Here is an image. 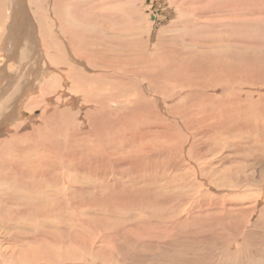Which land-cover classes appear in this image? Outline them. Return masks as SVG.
Instances as JSON below:
<instances>
[{"label":"rangeland","instance_id":"obj_1","mask_svg":"<svg viewBox=\"0 0 264 264\" xmlns=\"http://www.w3.org/2000/svg\"><path fill=\"white\" fill-rule=\"evenodd\" d=\"M20 1L24 4L22 16H27L30 11L27 0H17L21 7ZM91 1L95 2L85 0L86 6L72 10L78 14L75 13L78 23L86 21L85 26L97 31L94 34L96 46L86 47L83 58H76L77 45L83 49L81 36L66 39V52H61L62 56L55 55L57 61H50L54 64H50L52 69L46 72L48 61L36 60L37 56L33 55L29 59L33 65L38 61L37 75L22 71L21 80L16 84V97L1 117L0 139L18 133L19 137L39 142L45 134H52L53 137H48L49 148L43 146L40 152L36 149L19 156L27 157H23L26 160L23 161L30 166L27 162L38 160V156L43 160L49 155L46 159L53 160L54 165L38 167L45 171L41 183L34 173L21 182L9 169L3 174L4 180L9 178L13 185H0V264H264V0H185V5L181 4L182 0H96L99 2L96 8ZM130 38L133 49L129 57L137 54L134 57L137 59L148 53L144 56L152 66L146 68L150 74L147 78L136 73L140 69L129 74L131 77L127 75L125 56H122L126 45L117 43L112 47L110 44ZM59 40L63 42L62 38ZM69 40L73 43L72 49ZM154 51L158 53L154 57L163 52L165 70L155 72ZM6 61L11 64L17 60L6 58ZM59 64L61 66L57 67ZM98 73L113 75L116 82L96 77L94 80L92 75ZM156 73L160 79L157 77L158 80L152 82ZM121 76L124 77L121 79ZM222 80H226V84ZM0 83L4 86L1 80ZM5 85L3 95L0 90V106L11 95L10 85ZM128 98L132 100L125 101ZM127 106L131 107H128L131 114L125 109ZM100 109L104 111L100 113ZM47 114L50 119L54 115L51 123L50 119L42 122L45 117L48 119ZM66 116L68 121H65ZM116 131L119 138L114 135ZM121 132H125L126 137ZM118 150L121 152L117 153ZM49 165L52 174L47 170ZM36 184L39 187H34ZM71 188L78 190L71 191ZM48 209H53L54 214Z\"/></svg>","mask_w":264,"mask_h":264},{"label":"bare ground","instance_id":"obj_2","mask_svg":"<svg viewBox=\"0 0 264 264\" xmlns=\"http://www.w3.org/2000/svg\"><path fill=\"white\" fill-rule=\"evenodd\" d=\"M98 1V0H97ZM129 1V0H128ZM189 1V0H188ZM22 1H20V3H19V5L21 4V7L20 6H18V4H17V0H0V80L4 83V86H2V83H0V90H2L1 91V95H3L4 93H5V89H7V86L5 85V84H7V85H10L9 87V90L8 91H11V95L9 96L8 95V97H7V99H6V101L5 102H2L1 103V105L2 106H0L1 107V109H0V120H2L1 119V117L3 116V114H4V110L6 111L7 110V108H9L10 107V105H11V103L13 102V100L15 99V97H16V94H17V83L19 82V80H21L20 79V77H22V71H24L25 70V72H27V73H29L30 72V74L31 75H33V76H35V75H37V70H38V61H35V64L33 65L32 63H31V59H29V58H32V56L34 55V56H37L36 57V60H39L40 58L42 59V58H45V61L44 62H46V61H48V63H45V65H46V68H45V72L47 71V69L50 71L51 69H52V66H53V64L50 62V61H57V60H55V55H60L61 54V52H66V51H64V49H65V46H64V42H67L66 41V39H69V38H72V37H74V35H75V37L76 38H78V37H80L81 36V38L79 39V41H83L82 42V44H81V46H83V49H79V48H82V47H79L78 45H77V50H74V53L77 55L76 56V58H83V57H81V55H83V53L85 52V48L86 47H89L90 45H94L95 44V42H96V40L95 39H97V36L96 35H94V34H96V32L95 31H92V29H90V28H88V26L86 27L85 26V22H80V23H78L77 22V17L75 16V13H76V11L75 12H73V8H76V7H78V6H80V5H85V0H83V1H81V0H72V1H70V0H27V3H28V9L30 10L29 11V14H27V16L25 15V16H22L23 15V12L21 11L22 10V7H24V4H22L21 3ZM92 2V1H91ZM104 2H106V0L104 1ZM112 2V1H111ZM116 2V1H115ZM117 2H119L118 0H117ZM126 2V1H125ZM208 2V1H207ZM176 3L177 4H179V2H177L176 1ZM191 3V2H190ZM212 3V2H211ZM232 3V2H231ZM90 4V3H89ZM92 4V7H94V8H96V6L99 4V2L98 3H96V0H95V2H92L91 3ZM109 4V1L107 2V5ZM111 4V3H110ZM181 4H186V2H185V0H182V3ZM181 4H179L180 5V7H181ZM221 4H222V2H221ZM87 5V4H86ZM85 5V6H86ZM114 5V4H113ZM231 5V4H230ZM229 5V6H230ZM85 6H83V8L85 7ZM99 6V5H98ZM97 6V7H98ZM178 6V5H177ZM227 7V6H226ZM234 7V6H233ZM80 8V7H79ZM83 8L81 7V10L83 11ZM97 11H98V8L96 9ZM109 10V9H108ZM27 11V10H26ZM79 11V10H78ZM77 11V12H78ZM114 11V10H113ZM28 12V11H27ZM77 14V13H76ZM80 14H81V11H80ZM79 14V15H80ZM115 14V13H114ZM131 14V13H130ZM78 15V14H77ZM99 15V14H98ZM85 16V15H84ZM20 17V18H19ZM21 17L23 18V19H21ZM76 17V18H75ZM82 17V16H81ZM113 17V16H112ZM197 17V16H196ZM79 18V17H78ZM18 19H21V20H18ZM29 19V20H28ZM188 20V19H187ZM198 20V19H197ZM17 21L19 22V23H17ZM91 21V20H90ZM197 22V21H196ZM95 24V23H94ZM199 24V23H198ZM59 26V27H58ZM93 26V25H92ZM95 26V25H94ZM90 27V26H89ZM59 28V29H58ZM98 28V27H97ZM112 29V28H111ZM114 29V28H113ZM180 30V29H179ZM134 31V30H133ZM20 33V35L19 36H22V37H19L18 36V34ZM111 33V32H110ZM114 33V32H113ZM120 35H122V34H120ZM99 37V36H98ZM121 37V36H120ZM128 37H130V36H128ZM21 38H22V40H21ZM60 38H62V43H60V41L61 40H59ZM75 38V39H76ZM107 38V37H106ZM105 38V39H106ZM122 38H124V37H122ZM116 39H117V37H116ZM110 40V39H109ZM111 41H118V40H111ZM133 40L130 38V39H126L125 41H122V42H116V43H114V42H111L110 44L112 45V47H116L117 46V43L119 44V43H124L123 45H126V48H125V50H124V52L125 53H123V55L122 56H125V59L124 60H126L125 61V64H124V66H125V72H126V74L127 75H129V74H131V73H133V72H135V71H138L139 69H140V71L139 72H136V73H141V75L143 76V78H147L148 77V75H150L149 74V71H147L149 68H148V66L150 67V65L152 66V64H151V61H149L148 59H147V57H145L146 55V53L144 54V55H141V57H138L137 59L136 58H134V57H136V55H133V58H131V57H129V55H131L132 54V49H133V47H132V44H133V42H132ZM132 42V43H131ZM69 43L71 44V49H72V42H70V40H69ZM101 43H102V41H101ZM109 42H107V44H108ZM129 43H131V44H129ZM68 44V43H67ZM80 44V43H79ZM100 44V43H99ZM109 44V45H110ZM76 45V44H75ZM138 45V44H137ZM95 46H96V44H95ZM98 46V45H97ZM166 46V45H165ZM38 47H39V49H38ZM108 47V46H107ZM107 47H106V49H107ZM111 47V48H112ZM136 47V46H135ZM164 47V46H163ZM143 47H141V48H139V49H142ZM159 48V47H158ZM167 48V47H166ZM67 49V48H66ZM65 49V50H66ZM76 49V48H75ZM87 49H89V48H87ZM99 49V48H98ZM101 49H103L102 47H101ZM110 49V48H109ZM118 49V48H117ZM116 49V50H117ZM144 49V48H143ZM142 49V50H143ZM147 49V48H146ZM145 49V50H146ZM160 49V48H159ZM186 49V48H185ZM39 50V51H38ZM136 50V49H135ZM1 51H2V53H1ZM70 51V50H69ZM68 51V52H69ZM90 51V50H89ZM95 51V50H94ZM93 51V52H94ZM160 51H161V49H160ZM159 51V52H160ZM39 52V53H38ZM99 52V51H98ZM105 52V51H104ZM104 52H102V54L104 53ZM135 52V51H134ZM137 52V51H136ZM140 52V51H139ZM143 52H144V50H143ZM55 53V54H54ZM91 53V52H90ZM155 53V54H154ZM163 53V52H162ZM162 53L161 54H159V57H154L156 54H158V53H156L155 51L153 52V57L155 58L152 62H154L155 63V66H153L154 67V69L155 70H157V71H155V72H160V71H162V70H165V66H166V64H163V59L164 58H162ZM66 54V53H65ZM71 54V53H70ZM148 54V53H147ZM67 55H68V53H67ZM108 55V54H107ZM140 55V54H139ZM29 56H31V57H29ZM60 56H62V55H60ZM65 56V55H64ZM63 56V57H64ZM97 58L98 57H100V56H98V55H95ZM118 56H119V53H118ZM149 56V55H148ZM151 56H152V54H151ZM150 56V57H151ZM66 57V56H65ZM68 57V56H67ZM66 57V58H67ZM70 57V56H69ZM73 57V56H72ZM75 57V56H74ZM84 57H86V55L84 56ZM89 57V56H88ZM92 57V56H91ZM95 57V58H96ZM127 57H129L128 59H126ZM150 57H148V58H150ZM152 57V58H153ZM6 58H8L9 60H17L15 63H11V64H8V62L6 61V63L4 62V59H6ZM35 58V57H34ZM56 58H57V56H56ZM76 58H74V59H76ZM87 58V57H86ZM93 58V57H92ZM101 58V57H100ZM99 58V59H100ZM105 58V57H104ZM107 58V57H106ZM57 59H60V57L59 58H57ZM89 59V58H88ZM111 59H112V57H111ZM31 60V61H30ZM77 60V59H76ZM102 60V59H101ZM105 60L106 59H104V62H105ZM114 60V59H113ZM117 60H119V58L118 59H116V61ZM151 60V59H150ZM160 61V63H159V61ZM60 61V60H59ZM69 61V60H68ZM93 61V60H92ZM157 61H158V64H157ZM161 61H162V63H161ZM11 62V61H10ZM30 62V63H29ZM33 62H34V60H33ZM91 62V61H90ZM103 62V63H104ZM164 62H166V59H165V61ZM92 63V62H91ZM101 63V62H100ZM110 63V62H109ZM116 63V62H115ZM193 63V62H192ZM50 64H52V66L50 65ZM63 64V63H62ZM64 64H66L67 65V63L65 62ZM64 64H63V66H64ZM69 64H71V63H69ZM68 64V65H69ZM25 65H27L26 66V68H24V66ZM43 65V64H42ZM95 65V64H94ZM44 66V65H43ZM42 66V67H43ZM57 67H59V66H61L60 64L59 65H56ZM106 66V65H105ZM45 67V66H44ZM71 67V66H70ZM101 67H102V65H101ZM123 67V66H122ZM152 67V68H153ZM69 68V67H68ZM67 68V69H68ZM102 68H104V67H102ZM113 68V67H112ZM111 68V69H112ZM146 68H148V69H146ZM152 68H151V70H152ZM260 68V67H259ZM67 69H65V70H67ZM93 69V68H92ZM170 69V68H169ZM102 70H104V69H102ZM113 70V69H112ZM171 70V69H170ZM178 70V69H177ZM185 70V69H184ZM235 71V70H234ZM16 72V73H15ZM44 72V71H43ZM69 72V71H68ZM79 72H80V70H79ZM96 72V71H95ZM124 72V71H123ZM42 73V72H41ZM83 73V72H82ZM151 73V72H150ZM163 73V72H162ZM24 74V73H23ZM80 74V73H79ZM157 74V73H156ZM205 74H206V72H205ZM133 75V74H132ZM134 75H137V74H134ZM153 75H154V73H153ZM162 75V74H161ZM26 76V75H25ZM24 76V77H25ZM33 76H31V77H33ZM77 76H79V75H77ZM76 76V77H77ZM81 77H82V75H80ZM130 76V75H129ZM159 76V74H157V76H156V78L152 81V82H154L156 79H157V77ZM163 76H165L166 77V75H163ZM236 76V75H235ZM242 76V75H241ZM255 76V75H254ZM31 77H30V79H31ZM74 77V76H73ZM100 78V79H105V80H107V82L108 81H113V82H116V79H114L115 77L113 76V75H99V73H98V75L97 74H94V75H92V78L94 79V78ZM124 77V76H123ZM122 76H121V79L123 78ZM131 77V76H130ZM141 77V76H140ZM213 77V76H212ZM250 77V76H249ZM69 78V77H68ZM91 78V79H92ZM95 78V79H96ZM126 78V77H125ZM152 78V76H150V79ZM154 78V77H153ZM159 78V77H158ZM33 79V78H32ZM64 79V78H63ZM92 79V80H93ZM94 79V80H95ZM160 79V78H159ZM27 80V79H26ZM60 80V79H59ZM71 80V79H70ZM133 80V79H132ZM131 80V81H132ZM158 80V79H157ZM156 80V81H157ZM28 81V80H27ZM88 81H90L89 79H88ZM118 81V80H117ZM127 81V80H126ZM130 81V80H129ZM130 81V82H131ZM144 81V80H143ZM142 81V82H143ZM145 81H146V79H145ZM144 81V82H145ZM150 82H151V80H149ZM163 81V80H162ZM161 81V82H162ZM187 81V80H186ZM205 81V80H204ZM223 81V80H222ZM225 82H226V80H224ZM223 81V83H225ZM229 81V80H228ZM23 82V81H22ZM92 82V81H91ZM93 82H96V81H93ZM122 82V81H121ZM147 82H148V80H147ZM160 82V81H159ZM159 82H157V83H159ZM178 82V81H177ZM207 81H205L204 83H206ZM24 83H25V81H24ZM28 83V82H27ZM98 83H100L101 84V82H100V80H99V82ZM123 83V82H122ZM125 83V82H124ZM132 83V82H131ZM157 83H155V85L157 84ZM188 83V82H187ZM187 83H185V84H187ZM191 83V82H190ZM208 83V82H207ZM206 83V84H207ZM93 84V83H92ZM92 84H89L88 83V85L90 86V85H92ZM95 84V83H94ZM97 84V83H96ZM100 84H97V86L98 85H100ZM104 83L102 82V85H103ZM108 84H110V83H108ZM107 84V85H108ZM128 84H129V82H128ZM133 84H135V83H133ZM133 84H130V85H132L133 86ZM162 84V83H161ZM181 84V83H180ZM209 84H210V80H209ZM226 84V83H225ZM25 85V84H24ZM81 85V84H80ZM79 85V86H80ZM101 85V86H102ZM111 85V84H110ZM125 85H127V84H125ZM137 85V84H136ZM154 85V84H153ZM183 85V84H182ZM213 85H214V83H213ZM46 86V85H45ZM127 86H129V85H127ZM184 87H185V85H183ZM22 87V86H21ZM44 87V86H43ZM81 87V86H80ZM104 87V86H103ZM130 87V86H129ZM137 86H135V88H136ZM155 87V86H154ZM162 87V86H161ZM167 87V86H166ZM183 87V89H185ZM203 87H205V86H203ZM75 88V87H74ZM77 88V87H76ZM92 88V87H91ZM95 88V87H94ZM101 89V87H96V89ZM131 88V87H130ZM134 88V89H135ZM141 88V87H140ZM146 88V87H145ZM149 88V87H148ZM155 88H157V86L155 87ZM206 88V87H205ZM21 89V88H20ZM45 89V88H44ZM44 89H43V91H44ZM93 89V88H92ZM97 89V90H98ZM106 89H107V87H106ZM109 89V88H108ZM159 89V88H158ZM192 89V88H191ZM218 89V88H217ZM63 90V89H62ZM110 90V89H109ZM108 90V91H109ZM112 90V89H111ZM125 89H123V91H124ZM156 90V89H155ZM223 90V89H222ZM86 91V90H85ZM90 91V90H89ZM96 91V90H95ZM106 91V90H105ZM104 91V92H105ZM108 91H106V92H108ZM145 91V90H144ZM224 91V90H223ZM227 91H229V90H227ZM4 92V93H3ZM48 92V91H47ZM103 92V91H102ZM132 92H135V91H132ZM146 92H147V89H146ZM158 92V91H157ZM162 92V91H161ZM50 93H52V92H50ZM123 92H121V94H122ZM129 93V92H128ZM127 92H126V94H128ZM137 93V92H136ZM43 95L42 96H44L45 94L44 93H42ZM53 94V93H52ZM55 94V93H54ZM72 94H73V91H72ZM76 94V93H75ZM95 94V93H94ZM106 94V93H105ZM118 94H120V93H118ZM120 94V95H121ZM147 94V93H146ZM46 95H47V93H46ZM125 95V94H124ZM124 95H121V96H124ZM133 95V94H132ZM157 95V94H156ZM161 95V94H160ZM72 96V95H71ZM86 96V95H85ZM89 96H91V95H89ZM88 96V97H89ZM115 96V95H114ZM114 96L112 97L114 100L115 99H117L118 98V95H117V98H114ZM130 96V95H129ZM136 96V95H135ZM141 96V95H140ZM144 96V95H143ZM73 97V96H72ZM87 97V98H88ZM134 97V96H133ZM142 97V96H141ZM147 97V96H146ZM212 97V96H211ZM220 97V96H219ZM222 97H224V95L222 96ZM222 97H220V99L222 98ZM43 98H45V97H43ZM83 98H84V96H83ZM91 98V97H90ZM112 98H111V100H112ZM120 98V97H119ZM122 98H124V97H122ZM137 98H138V96H137ZM145 98V97H144ZM176 98V97H175ZM210 98V97H209ZM216 98V97H215ZM225 98V97H224ZM1 99V98H0ZM59 100L61 99L60 97L58 98ZM70 99V98H69ZM85 99V98H84ZM93 99V98H92ZM97 99H99V101H100V98H97ZM102 99V98H101ZM106 99V98H105ZM107 99H108V96H107ZM129 100H125V101H129L130 102V99L131 98H128ZM139 99V98H138ZM148 99V98H147ZM205 99H206V97H205ZM214 99V98H213ZM219 99V100H220ZM57 100V99H56ZM76 100V99H75ZM83 100V99H82ZM90 100V99H89ZM103 100V99H102ZM110 100V101H111ZM124 100V99H123ZM132 100V99H131ZM215 100V99H214ZM218 100V99H217ZM226 100H228L229 101V98L228 99H226ZM226 100H222V101H226ZM79 101V100H78ZM88 100H86V102H87ZM92 102H94V101H96V100H91ZM99 101H97V102H99ZM108 101V100H107ZM110 101H108V103L110 102ZM135 101H136V98H135ZM154 101V100H153ZM216 101V100H215ZM215 101H213V102H215ZM227 101V102H228ZM238 101V100H237ZM18 102V101H17ZM49 102H51V103H53L52 101H49ZM61 102V101H60ZM76 102V101H75ZM88 102H90V101H88ZM87 102V103H88ZM102 102V101H101ZM101 102H99V103H101ZM104 102V101H103ZM113 102H115V101H113ZM117 102H121L120 100H117ZM139 102V101H138ZM140 102H142V101H140ZM155 102V101H154ZM192 102V101H191ZM190 102V103H191ZM36 103V102H35ZM95 103V102H94ZM98 103V104H99ZM132 103V102H131ZM137 103V102H136ZM196 103V102H195ZM83 104H84V102H83ZM86 104V103H85ZM91 104V103H90ZM103 104V103H102ZM122 104V103H121ZM150 104V103H149ZM155 104V103H154ZM217 104V103H216ZM218 104H219V102H218ZM231 104V103H230ZM88 105V104H87ZM91 105H93V104H91ZM104 105V104H103ZM119 106H120V104H118ZM134 105V104H133ZM136 105V104H135ZM138 105H139V103H138ZM151 105V104H150ZM193 105V104H192ZM211 105H212V103H211ZM226 105V104H225ZM228 105V104H227ZM100 106H101V104H100ZM107 106V105H106ZM113 106V105H112ZM115 106H116V103H115ZM119 106H118V108H119ZM122 106H124L123 104H122ZM140 106H141V103H140ZM143 106H144V104H143ZM146 106V105H145ZM149 106V105H148ZM198 106H199V104H198ZM201 106H203V103H202V105ZM212 106H216L214 103H213V105ZM233 106V105H232ZM72 107V106H71ZM83 107V106H82ZM102 107V106H101ZM104 107H105V105H104ZM125 107V106H124ZM123 107V108H124ZM128 107H130V106H127V108H125V109H128V111L127 112H129V108ZM189 107H190V105H189ZM189 107H187V112H188V108ZM227 107V106H226ZM93 108V107H92ZM108 108V107H107ZM110 108H111V105L109 106V111H110ZM115 108H117V106L115 107ZM122 108V109H123ZM131 108V107H130ZM147 107H145L144 109H146ZM178 108V107H177ZM195 108V107H194ZM204 108V107H203ZM208 107H206V109H207ZM89 109V108H88ZM106 109V108H105ZM124 109V110H125ZM181 109V108H180ZM195 109H198V108H195ZM202 108H200V109H198L199 111L201 110ZM205 109V108H204ZM214 109V108H213ZM215 109H216V107H215ZM214 109V110H215ZM263 109V108H262ZM67 110V109H66ZM70 110V109H69ZM68 110V111H69ZM99 110V109H98ZM101 110V109H100ZM132 110H133V108H132ZM213 110V111H214ZM218 110V109H217ZM241 110V109H240ZM239 110V111H240ZM48 111V110H47ZM58 112H59V110H57ZM61 111V110H60ZM63 111V110H62ZM65 111V110H64ZM63 111V112H64ZM71 111H72V109H71ZM86 111V110H85ZM96 111V110H95ZM94 111V112H95ZM104 110L102 109L101 111H100V113H102ZM106 111V110H105ZM108 111V110H107ZM114 111V110H113ZM150 110H148V112H149ZM207 111V110H206ZM208 111H209V109H208ZM17 112V111H16ZM24 112V111H23ZM56 112V111H55ZM55 112H52V113H54L55 114ZM67 112V111H66ZM122 112V111H121ZM133 112H134V110H133ZM142 112V111H141ZM202 113L203 112H205V111H201ZM200 112V113H201ZM25 113V112H24ZM45 113H47V112H44V114ZM84 113V112H83ZM87 113V112H86ZM86 113H85V116H86ZM89 113V112H88ZM93 113V112H92ZM95 113H97V112H95ZM94 113V114H95ZM114 113V112H113ZM130 114L132 113V111L131 112H129ZM144 113V112H143ZM151 113V112H150ZM186 113V112H185ZM189 113V112H188ZM243 113V112H242ZM264 113V112H263ZM72 114V113H71ZM76 114V113H75ZM90 114H91V112H90ZM98 114V113H97ZM146 114V113H145ZM206 114V113H205ZM213 114V113H212ZM219 114V113H218ZM49 114H47V116H48ZM51 115V114H50ZM81 115V114H80ZM103 115H105V114H103ZM142 115V114H141ZM144 115V114H143ZM147 115V114H146ZM208 115V114H207ZM215 115H217V114H215ZM16 116V115H15ZM54 115H52L51 116V119H50V117L48 116V119H47V117H45L44 119V121H42V122H44V123H47L48 121H49V119H50V123L53 121L52 119V117H53ZM68 116V115H67ZM66 116V120L65 121H68V117ZM76 116V115H75ZM84 116V117H85ZM92 116V115H91ZM96 116V115H95ZM100 116V115H99ZM136 116V115H135ZM209 116V115H208ZM57 117V116H56ZM56 117H55V119H56ZM87 117V116H86ZM105 117H108V116H106L105 115ZM104 117V118H105ZM151 117V116H150ZM210 117H212V116H210ZM58 118V117H57ZM61 118V117H60ZM62 118H65V117H62ZM61 118V119H62ZM70 118H71V115H70ZM69 118V119H70ZM76 117H73V119H74V121L75 120H77V119H75ZM101 118L103 119V117H102V115H101ZM131 118V117H130ZM143 119H144V117H142ZM93 119V118H92ZM23 120V119H22ZM99 120H100V118H99ZM109 120V119H108ZM133 120V119H132ZM131 120V121H132ZM146 120V119H145ZM207 120V119H206ZM37 121V120H36ZM64 121V122H65ZM86 121H89V120H86ZM92 121V120H91ZM110 121V120H109ZM129 121V120H128ZM130 121V122H131ZM140 120H138V122H139ZM208 121V120H207ZM58 122V121H57ZM102 122H103V120H102ZM112 122V121H111ZM119 122V121H118ZM133 122H135V121H133ZM205 122V121H204ZM21 123V122H20ZM29 123H31V122H29ZM63 123V122H62ZM78 123V122H77ZM77 123H76V125H77ZM89 123V122H88ZM109 123V122H108ZM210 123H212V122H210ZM22 124H24V123H22ZM32 124H33V122H32ZM32 124H30V126L32 125ZM49 124V123H48ZM79 124V123H78ZM87 124V123H86ZM110 124V123H109ZM143 124V123H142ZM47 125V124H46ZM50 125V124H49ZM55 125H57V124H55ZM54 125V126H55ZM70 125V124H69ZM82 125V124H81ZM90 125V124H89ZM93 124H91V126H92ZM95 125V124H94ZM98 125V124H97ZM1 126H4V124H1ZM22 126V125H21ZM38 126V125H37ZM41 126H45V125H41ZM40 126V127H41ZM53 126V127H54ZM58 126V125H57ZM71 127V131H72V124L70 125ZM85 126V125H84ZM88 126V125H87ZM96 126V125H95ZM15 127V126H14ZM20 127V126H19ZM60 127V126H59ZM75 127V126H74ZM102 127H103V125H102ZM125 127V126H124ZM45 128V127H44ZM60 128H63V127H60ZM82 128H83V126H82ZM111 127H109L107 130L109 131V129H110ZM115 128V127H114ZM171 128H174V127H171ZM20 129H21V127H20ZM36 129H39L38 127L36 128ZM85 129V128H84ZM93 129H94V127H93ZM97 129V128H96ZM176 129V128H175ZM0 130H2V129H0ZM45 130H47V129H45ZM51 130V129H50ZM58 129L56 128V131H57ZM77 130H79V129H77ZM83 130V129H82ZM90 129H88V131H89ZM98 130H99V128H98ZM97 130V131H98ZM171 130V129H170ZM21 131V130H20ZM42 131V130H41ZM49 131V130H48ZM75 131V130H74ZM73 131V132H74ZM86 131H87V129H86ZM87 131V132H88ZM95 131V130H94ZM121 131V130H120ZM135 131H136V129H135ZM138 132H140L139 130H137ZM62 132H64L63 130H62ZM90 132H91V130H90ZM126 132H127V130H126ZM129 132V131H128ZM127 132V133H128ZM131 132V131H130ZM129 132V133H130ZM54 133H56L55 131L53 132V134ZM59 133V132H58ZM70 133V132H69ZM92 133V132H91ZM99 133V132H98ZM113 133V132H112ZM115 133V132H114ZM117 131H116V133L114 134V135H116V137H118L117 136ZM122 133V132H121ZM125 133V132H124ZM124 133H122L123 134V137L125 136L124 135ZM132 133H134V131L132 132ZM216 133V132H215ZM15 135H10L9 137H7V138H5V139H0V183H2V184H0L1 186H3L4 184H6V183H9V184H12L13 185V182H11L10 180H9V178H8V180H4L5 179V177H4V173H7L6 171L9 169V170H11V173L12 174H14L15 175V178L18 180V181H20V180H22L23 181V179L25 178H27L29 175H31V173H34V175H35V177H39L40 178V183H41V178H45V173H43V172H45V171H40L39 169H38V167L39 166H42V165H47V164H53V160H47L46 158H48V157H50L48 154V156L46 157H43V160L42 159H40L39 158V156H38V160H35V159H33L32 161H29V162H27V163H29L30 164V166L29 165H25V163H24V161H26L25 159L27 158H25L24 156V158L22 157V155H21V157L22 158H20V156H19V154H23V155H27V153H28V151H36V149L37 150H39V152H40V148L42 147V149L46 146L47 148H49V144H51L50 142H49V138L48 137H50L51 135H49V136H47V134H45L46 136H44V138L42 139V140H39V142L37 141V140H35V139H32L34 142H31V138L30 137H23V136H18V133H14ZM49 134V133H48ZM95 134V133H94ZM111 134V133H110ZM121 134V135H122ZM174 134V133H173ZM173 134H171L170 133V135H173ZM178 135H179V133H177ZM55 136H56V134H54ZM101 135V134H100ZM113 135V134H112ZM129 135V134H128ZM168 135V134H167ZM220 135V134H219ZM96 136V135H95ZM134 136H135V134H134ZM137 137H138V134L136 135ZM143 136V134L142 135H140V137H142ZM169 136V135H168ZM174 136V135H173ZM51 137H53V136H51ZM120 137V136H119ZM118 137V138H119ZM122 137V136H121ZM126 137V136H125ZM130 137V136H129ZM93 139H94V137H92ZM97 138V137H96ZM127 138H128V136H127ZM136 138V137H135ZM174 138V137H173ZM51 139V138H50ZM53 139L54 138H52V141H53ZM56 139V138H55ZM92 139V140H93ZM108 139H110V138H108ZM112 139V138H111ZM139 140H140V138H138ZM144 139V138H143ZM99 139H97V141H98ZM104 140V139H103ZM114 140H116L115 138H114ZM118 140V139H117ZM147 140H148V138H147ZM168 139H166V141H167ZM175 140V139H174ZM178 140V139H177ZM51 141V140H50ZM106 141V140H105ZM124 141V140H123ZM129 141H130V139H129ZM170 141H172L171 140V138H170V140H169V142ZM42 142V143H41ZM67 142V141H66ZM95 142V141H94ZM100 142V141H99ZM128 142V141H127ZM138 142H140V141H138ZM151 142V141H150ZM176 142V141H175ZM179 143H180V140L178 141ZM27 143V144H26ZM34 143V144H33ZM55 143H57L56 141H55ZM97 143V142H96ZM115 143H117V142H115ZM130 143H132L131 141H130ZM146 143V142H145ZM100 144V143H99ZM110 144H113V143H110ZM119 144H120V141H119ZM118 144V145H119ZM134 144V143H133ZM166 144V143H165ZM30 145H33V147H31ZM53 145V144H52ZM59 145L60 144H58V147H59ZM106 145V144H105ZM114 145H116V144H114ZM44 146V147H43ZM93 147H95L94 145H92ZM112 146V145H111ZM121 146V145H120ZM120 146H118V149H119V147ZM125 146H127V145H125ZM124 146V147H125ZM131 146V145H130ZM129 146V147H130ZM45 147V148H46ZM89 147V146H88ZM93 147H91V148H93ZM143 147V146H142ZM167 147V146H166ZM53 148V147H52ZM86 148V147H85ZM84 148V149H85ZM96 148V147H95ZM140 148V147H139ZM145 148V147H144ZM144 148H143V150H144ZM56 149V148H55ZM62 149V148H61ZM87 149V148H86ZM101 149V148H100ZM107 149V148H106ZM106 149L104 150V151H106ZM115 149V148H114ZM142 149V148H141ZM50 150V149H49ZM52 150V149H51ZM89 150H91V149H89ZM88 150V151H89ZM110 150H112V149H110ZM120 150V149H119ZM117 151V153L118 152H121V151ZM136 150H138V148L136 149ZM146 151H148L149 149L146 147V149H145ZM155 150V149H154ZM57 151V150H56ZM85 151H87V150H85ZM129 151V150H128ZM128 151H126L127 153H128ZM41 152H43V151H41ZM91 152H92V150H91ZM97 152H98V149H96L95 151H94V153L97 155ZM102 152V151H101ZM113 152V151H112ZM131 152V151H130ZM129 152V153H130ZM133 152V151H132ZM139 152V151H138ZM160 152V151H159ZM37 153V152H36ZM44 154H46L45 153V150H44V152H43ZM48 153H49V151H48ZM58 153V152H57ZM64 153V152H63ZM66 153V152H65ZM86 153V152H85ZM126 153V154H127ZM162 153V152H161ZM42 154V153H41ZM50 154H51V152H50ZM54 155H55V153H53ZM59 154V153H58ZM57 154V155H58ZM67 154V153H66ZM84 154V153H83ZM88 154H89V152H88ZM93 154V153H92ZM92 154H91V156H92ZM107 154V153H106ZM109 154H110V151H109ZM33 155V154H32ZM82 155V154H81ZM90 155V154H89ZM100 155V154H99ZM103 155H104V153H103ZM103 155H101V157H103ZM114 155H115V153H114ZM113 155V156H114ZM165 155H167V154H165ZM35 157H36V155H34ZM61 156H62V153H61ZM107 156V155H106ZM29 157V156H28ZM53 157V156H52ZM63 157H64V155H63ZM80 157V156H79ZM89 157V156H88ZM93 157V156H92ZM100 157V156H99ZM60 158H62V157H60ZM106 158V157H105ZM113 158V157H112ZM30 159V158H29ZM28 159V160H29ZM55 159H57V157L55 158ZM66 159V158H65ZM86 159V158H85ZM90 159H92L91 157H90ZM94 159V158H93ZM92 159V160H93ZM114 159V158H113ZM24 160V161H23ZM61 160V159H60ZM64 160V159H63ZM112 160V159H111ZM58 161H59V158H58ZM66 161H67V159H66ZM71 161V160H70ZM70 161H67V162H70ZM104 161V160H103ZM102 161V162H103ZM105 161H106V159H105ZM105 161L103 162L104 164H105ZM60 163H61V161H59ZM63 162V161H62ZM88 162V161H87ZM71 163V162H70ZM76 163V162H75ZM92 166L94 165V162L92 161ZM107 163V162H106ZM103 164V165H104ZM110 164V163H109ZM149 164V163H148ZM156 164H158L157 162H156ZM54 165V164H53ZM73 165H74V162H73ZM101 165V164H100ZM159 165V164H158ZM50 166L51 165H49V168H47V170L48 169H50ZM55 166H57V165H55ZM97 166V165H96ZM154 166V165H153ZM44 167V166H43ZM53 167V166H52ZM60 167V166H59ZM58 167V168H59ZM73 168H74V166H72ZM77 167V166H76ZM103 167V166H102ZM123 167V166H122ZM161 167H163L162 165H161ZM46 168V167H45ZM65 168H67V167H65ZM70 168V167H69ZM85 168V167H84ZM87 168H90V167H87ZM91 168H94V167H91ZM96 168V167H95ZM101 167L99 166V169H100ZM121 168V167H120ZM148 168V167H147ZM64 169V168H63ZM149 169V168H148ZM152 169V168H151ZM153 169H155V168H153ZM55 170H57V169H55ZM59 170H61V167L59 168ZM78 170V169H77ZM81 170V172H82V169H80ZM86 170V169H85ZM85 170H83V171H85ZM89 170V169H88ZM92 170V169H91ZM104 170H107V169H105L104 168ZM51 171V169L48 171V172H50ZM76 171V170H75ZM93 171H94V169H93ZM96 171V170H95ZM112 171V170H111ZM143 172H144V170H143ZM164 172V171H163ZM53 172L51 171V173L50 174H52ZM71 173H72V171H71ZM86 173V172H85ZM91 173V172H90ZM95 173V172H94ZM102 173V172H101ZM104 173H106V172H104ZM112 173L113 172H111V175L110 176H112ZM8 174H10V173H8ZM46 174H47V172H46ZM62 174V173H61ZM87 174V173H86ZM85 174V175H86ZM109 174V173H108ZM108 174H106L105 176H107ZM123 174V173H122ZM122 174H121V176H122ZM165 174V173H164ZM163 174V175H164ZM14 175H13V177H14ZM22 175H24V176H22ZM91 175V174H90ZM97 175V174H96ZM142 175V174H141ZM162 175V174H161ZM9 176V175H8ZM27 176V177H26ZM32 176H33V174H32ZM54 176V175H53ZM105 176H104V180H105ZM110 176H108V178H110ZM114 176H115V174H114ZM55 177H56V175H55ZM113 177V176H112ZM161 177V176H160ZM159 177V178H160ZM29 178V177H28ZM64 178H66V175H65V177ZM74 178V177H73ZM72 178V179H73ZM86 178V177H85ZM115 178V177H114ZM159 178H157V180L159 179ZM11 179H13V178H11ZM33 179V178H32ZM59 179H61V178H59ZM89 179V178H88ZM17 180H16V182H17ZM37 180V182H38V178L36 179ZM46 180H48V179H46ZM50 181H52L51 179H49ZM56 180H57V178H56ZM112 180V179H111ZM116 180V179H115ZM129 180V179H128ZM32 181H34V179L32 180ZM44 181V180H43ZM54 182H55V180H53ZM62 181V180H61ZM61 181H59V184H60V182ZM66 181V180H65ZM68 181V180H67ZM108 181V180H107ZM110 181V180H109ZM118 181V180H117ZM21 182V181H20ZM25 182V181H24ZM35 182V181H34ZM45 182V181H44ZM101 182H103V181H101ZM19 183V182H18ZM17 183V185L19 186V184ZM23 183V182H22ZM39 183V182H38ZM65 183H68V182H65ZM72 183V182H71ZM75 183H76V180H75ZM98 183V182H97ZM117 183V182H116ZM116 183H114V184H116ZM26 184H27V181H26ZM34 184V183H33ZM77 184V183H76ZM89 184H91V183H89ZM106 184V183H105ZM108 184V183H107ZM30 185V184H29ZM31 185H32V183H31ZM55 185H56V183H55ZM72 185H74V184H72ZM71 185V186H72ZM98 185V184H97ZM102 185V184H101ZM110 185H111V183H110ZM125 185V184H124ZM8 186V185H7ZM34 186V185H33ZM36 186H38V184H36L34 187H36ZM41 186V185H40ZM57 186H59L58 185V183H57ZM61 186V185H60ZM77 186V185H76ZM82 186V185H81ZM99 186V185H98ZM4 187V186H3ZM3 187H1V189L3 190ZM5 187H6V185H5ZM14 187V186H13ZM13 187H10V188H13ZM15 187L17 188V186L15 185ZM23 187V186H22ZM30 186H28V188H29ZM32 187V186H31ZM39 187V186H38ZM46 187H47V184H46ZM54 187V184H52V189H54L53 188ZM63 187H64V185H63ZM24 188V187H23ZM42 188V187H41ZM66 188V187H65ZM64 188V189H65ZM128 188V187H127ZM21 188H19V190H20ZM39 189V188H38ZM56 189V188H55ZM60 189V188H59ZM75 189V188H74ZM73 188H71V191L72 190H74ZM80 189H82V187L80 188ZM7 190V189H6ZM5 190V191H6ZM13 190H14V188H13ZM24 190V189H23ZM22 190V191H23ZM37 190V189H36ZM51 190V189H50ZM58 190V189H57ZM67 190H68V188H67ZM76 191L78 190V189H75ZM96 190V189H95ZM4 191V192H5ZM15 191V190H14ZM18 190L16 189V192H17ZM21 191V190H20ZM40 191V190H39ZM44 191V190H43ZM54 191V190H53ZM70 191V192H71ZM75 191V192H76ZM0 192H1V190H0ZM35 192V191H34ZM46 191H44L43 192V194L45 193ZM75 192H74V194H75ZM79 192V191H78ZM3 193V192H2ZM12 193H13V191H12ZM36 193V192H35ZM51 193V192H50ZM57 193V192H56ZM122 193V192H121ZM6 194V193H5ZM26 194H27V196H28V193L26 192ZM38 194H39V192H38ZM40 194L42 195V192L40 191ZM47 194H49V193H47ZM62 194V193H61ZM68 194V193H67ZM66 194V195H67ZM70 194V193H69ZM68 194V195H69ZM72 194V193H71ZM77 194V193H76ZM75 194V195H76ZM4 195V194H3ZM12 195V194H11ZM14 195V194H13ZM30 195V194H29ZM52 195H53V193H52ZM67 195V196H68ZM80 195H81V193H80ZM0 196H2V195H0ZM16 196V195H15ZM31 196V195H30ZM30 196H28V197H30ZM37 195H35V197H36ZM39 196V195H38ZM44 196V195H43ZM61 196H63V195H61ZM70 196V195H69ZM20 197H22L21 195H20ZM32 197V196H31ZM40 197V196H39ZM45 197V196H44ZM43 197V198H44ZM49 198H50V196H48ZM47 197V198H48ZM57 197V196H56ZM70 197H72V196H70ZM74 197V196H73ZM18 198V197H17ZM25 198V197H24ZM41 199H42V196L40 197ZM46 198V197H45ZM44 198V199H45ZM46 198V199H47ZM64 198H67V197H65V192H64ZM30 198H28V200H29ZM32 199V198H31ZM45 199V200H46ZM54 199V198H53ZM52 199V200H53ZM58 198H56V200H57ZM75 199V198H74ZM1 200V199H0ZM2 200H4V199H2ZM25 200V199H24ZM15 201V200H14ZM17 201V200H16ZM19 201V200H18ZM23 201V200H22ZM27 201V200H26ZM25 201V202H26ZM30 201V200H29ZM32 201V200H31ZM48 201V200H47ZM54 201V200H53ZM52 201V202H53ZM61 201V200H60ZM71 201V200H70ZM61 202H65L64 200L63 201H61ZM67 202V201H66ZM0 203H1V201H0ZM9 203H12V202H9ZM9 203H8V205H9ZM17 203V202H16ZM22 202L20 201V204H21ZM58 203V202H57ZM3 204V203H2ZM5 204V203H4ZM23 204V203H22ZM21 204V205H22ZM48 204H49V201H48ZM6 205V204H5ZM4 205V206H5ZM33 205V204H32ZM12 206V205H11ZM20 206V205H19ZM49 207V206H48ZM61 207V206H60ZM50 208V207H49ZM63 208V207H62ZM59 209V208H58ZM28 210H29V208H28ZM49 210V212H50V210L51 209H48ZM60 210H62V209H60ZM17 211H18V209H17ZM53 211V209L51 210V212ZM47 212V211H46ZM45 214H47V213H45ZM52 214H54L53 212H52ZM56 214V213H55ZM57 214H59V213H57ZM56 214V215H57ZM17 215V214H16ZM49 215V214H48ZM45 216V215H44ZM54 217V216H53ZM48 218H50V217H48ZM31 256V255H30ZM36 259H37V257H36Z\"/></svg>","mask_w":264,"mask_h":264}]
</instances>
